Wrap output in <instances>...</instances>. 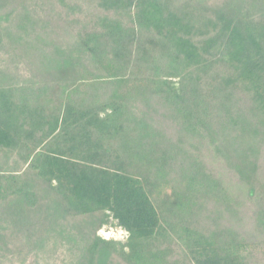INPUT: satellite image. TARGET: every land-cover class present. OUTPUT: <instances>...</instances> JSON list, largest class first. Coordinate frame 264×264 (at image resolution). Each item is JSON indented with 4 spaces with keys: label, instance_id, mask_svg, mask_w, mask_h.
<instances>
[{
    "label": "trees",
    "instance_id": "1",
    "mask_svg": "<svg viewBox=\"0 0 264 264\" xmlns=\"http://www.w3.org/2000/svg\"><path fill=\"white\" fill-rule=\"evenodd\" d=\"M2 54L0 264H264V0H0Z\"/></svg>",
    "mask_w": 264,
    "mask_h": 264
},
{
    "label": "rangeland",
    "instance_id": "2",
    "mask_svg": "<svg viewBox=\"0 0 264 264\" xmlns=\"http://www.w3.org/2000/svg\"><path fill=\"white\" fill-rule=\"evenodd\" d=\"M2 59H5V56L2 54L0 58V66H4V61ZM101 236H106V238H116L120 240H124L126 237V232L123 229L120 228H113L110 226H104L102 227L99 232ZM109 233V234H108Z\"/></svg>",
    "mask_w": 264,
    "mask_h": 264
},
{
    "label": "built area",
    "instance_id": "3",
    "mask_svg": "<svg viewBox=\"0 0 264 264\" xmlns=\"http://www.w3.org/2000/svg\"><path fill=\"white\" fill-rule=\"evenodd\" d=\"M103 237H105V238H106V236H103Z\"/></svg>",
    "mask_w": 264,
    "mask_h": 264
},
{
    "label": "bare ground",
    "instance_id": "4",
    "mask_svg": "<svg viewBox=\"0 0 264 264\" xmlns=\"http://www.w3.org/2000/svg\"><path fill=\"white\" fill-rule=\"evenodd\" d=\"M109 234V233H108Z\"/></svg>",
    "mask_w": 264,
    "mask_h": 264
}]
</instances>
